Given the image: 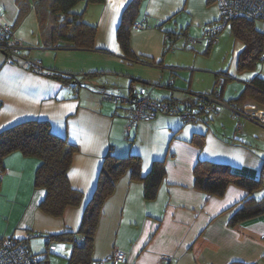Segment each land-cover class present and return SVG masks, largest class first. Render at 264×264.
Here are the masks:
<instances>
[{"label": "crops", "instance_id": "1", "mask_svg": "<svg viewBox=\"0 0 264 264\" xmlns=\"http://www.w3.org/2000/svg\"><path fill=\"white\" fill-rule=\"evenodd\" d=\"M81 1L85 4L78 3L73 10L83 12L85 21L96 25L95 45L107 53L44 48L33 0H29L30 7L22 17L15 0H0V28L11 27L9 38L24 48L26 57L38 61L46 71L86 74L74 92L50 75H39L20 62L8 63L0 51V130L27 119L47 121L54 135L76 147L67 176L70 185L84 195L81 205L66 207L60 217L44 213L38 205L45 191L34 187L38 160L19 152L9 154L3 162L0 195L20 203V207H12L6 224L0 223V239L6 235L17 241L27 239L22 242L26 249L33 254L44 250L47 264L48 246L52 255L63 260L59 264H66L71 243L47 244L45 235L78 231L103 157L112 147L117 155H139L143 174L154 160L163 159L165 178L150 201L143 196L142 182L120 178L103 204L91 264H101L115 249L125 254L122 264H264V214L230 226L229 218L245 191L229 185L223 196L209 195L194 187L192 173L201 159L227 164L233 172L251 178L259 177L264 150L254 146L250 133L233 132L229 136L208 124L183 123L177 115L163 112L139 120L127 136L124 133L129 112L124 99L132 94L155 100L173 97L180 107L190 104L187 88L176 86L175 69L163 60L167 54L163 55L166 33H179L175 41L183 39L185 46L190 45L187 40L194 26L206 27L219 20L217 1L142 0L128 41L133 53L152 59L143 63L125 60L116 37L129 0ZM260 26L264 27V21ZM123 83L125 94L119 90ZM168 84L175 92L155 96L159 93L156 88L164 90L162 87ZM105 94L114 98L107 99ZM236 98L230 103L237 104ZM242 104L251 107L255 103L247 99Z\"/></svg>", "mask_w": 264, "mask_h": 264}, {"label": "trees", "instance_id": "2", "mask_svg": "<svg viewBox=\"0 0 264 264\" xmlns=\"http://www.w3.org/2000/svg\"><path fill=\"white\" fill-rule=\"evenodd\" d=\"M15 1L19 16L22 17L30 7L29 0ZM80 1L33 0V8L42 38L41 45L44 48L108 52L95 45L96 25L86 22L83 12L73 10ZM85 1L94 3L103 0ZM141 1L129 0L123 9L116 33L123 58L135 63L152 62L149 57L136 55L129 47L128 31L135 23ZM257 21L261 20L249 16L234 17L225 25L229 33L242 44L237 54L236 69L238 71H253L259 62L264 61V27L257 26L255 23ZM217 22L205 26L212 27ZM166 35L163 55L173 50V41L180 34L171 31ZM211 44L208 42L207 50ZM7 47L5 42L0 41V51L4 55ZM16 48L18 50L17 60L25 58L22 52L24 48L21 46ZM47 73L60 83L69 85L73 91L81 85L82 77L86 76V74L77 75L51 69ZM190 99V104L185 107H180L177 99L173 97L157 101H165L170 106L183 109L195 106L198 98L191 97ZM247 99L252 100L257 106L264 107V77L253 75L243 81V88L236 101L241 102ZM193 142L201 143L196 139H193ZM75 151L76 147L66 139L54 135L49 123L44 120H22L0 130V172L4 171V158L13 152L35 157L38 165L34 173V187L45 191L38 207L44 213L54 217H60L66 207L81 205L84 198L81 191L70 185L67 176ZM141 165V157L137 154L117 155L112 147L108 149L103 157L93 192L84 206L78 231L45 235L47 244L60 241L71 243V252L66 264H91L94 235L103 204L113 194L120 178L127 177L129 180L142 182L144 198L149 201L155 199L159 186L165 178L164 160H154L146 174L142 173ZM192 173L194 187L209 195L223 196L229 185H236L245 191L239 206L229 218L230 226L264 214V194L259 198L253 196V193L264 184V166L259 177L251 178L233 172L227 164L198 159L192 168ZM25 240L27 239L19 241L25 242ZM48 250L47 246L45 253H48ZM262 260L264 262V255ZM229 264L246 263L233 261Z\"/></svg>", "mask_w": 264, "mask_h": 264}, {"label": "rangeland", "instance_id": "3", "mask_svg": "<svg viewBox=\"0 0 264 264\" xmlns=\"http://www.w3.org/2000/svg\"><path fill=\"white\" fill-rule=\"evenodd\" d=\"M83 1H80L81 3ZM85 4V2H83ZM96 3V2H94ZM82 5V9L84 7ZM84 18V17H83ZM85 20V19H84ZM257 26H260V21L255 22ZM203 26H194V33L190 36L191 39L196 40L195 44L185 46L184 40L180 39L175 41L174 49L167 52L164 55L163 60L166 62L170 69H175V75L173 78L176 81V86L187 88L186 92L189 97L193 98L197 93H209L214 90L217 80L222 77L226 79V84L221 93V99L225 102L229 101L233 97H237L243 88V81L250 76L259 75L264 77V61L257 64L256 69L253 71H238L236 69V59L239 50L242 47L241 41L236 40L230 33L227 26L223 27L217 34L218 41L211 44L207 50L208 38L202 34ZM177 40V39H176ZM171 57V60L169 58ZM165 63V64H166ZM170 74V71H168ZM224 73L228 75L224 76ZM106 80V79H105ZM190 83L188 85V82ZM111 84V83H110ZM119 89L122 93L125 91V83ZM138 84H136L137 86ZM151 87H154L153 85ZM156 88L155 96H161L160 92L173 91V85H169L165 88ZM80 89H85L84 87ZM241 89V90H240ZM239 91V93H237ZM155 93V92H153ZM116 94V93H115ZM237 94V95H236ZM244 102H237L242 104ZM244 104L240 105L243 106ZM262 109L261 106H257ZM237 118L233 116L232 112L227 108H220L218 111H207L200 114V119H195L187 123L190 124H208L213 126L221 133H250L249 138L252 140L255 147L262 148L264 150V125L248 121L244 118H239V122L243 125L241 129L237 127ZM254 138V139H253ZM264 153V151H263ZM264 194V184L257 191L253 193L256 198L261 197ZM20 207V203L16 204V201L10 200L4 195H0V223L6 224L7 216H9V210L14 207ZM18 213L16 209L15 214ZM44 248V246H43ZM44 250L39 252V255H44ZM48 264H59V261L63 260L56 255H52L51 251H48Z\"/></svg>", "mask_w": 264, "mask_h": 264}, {"label": "built area", "instance_id": "4", "mask_svg": "<svg viewBox=\"0 0 264 264\" xmlns=\"http://www.w3.org/2000/svg\"><path fill=\"white\" fill-rule=\"evenodd\" d=\"M219 7V20L212 27H204L202 34L208 38V42L214 43L218 41V32L225 27L226 23L234 17L249 16L253 19L264 21V0H216ZM11 27L4 25L0 28V41L5 42L8 46L5 48V60L8 63L20 64L24 68H31L37 74H49L44 67L35 60L28 57L17 60L16 43L9 38ZM188 44H195L196 40L188 39ZM224 79L220 77L214 90L209 93H197L195 97L198 99L194 107L180 109L175 106H170L165 101H157L146 95L132 94L124 99L129 106V112L125 123V136H127L131 128L141 119L151 118L156 113H171L177 115L183 123L200 119V114L207 111H218L224 107L229 109L235 117H246L251 121L264 125V109H260L256 105L251 107L239 106L234 103L225 102L221 99L220 88L223 85ZM107 99L114 97L108 94L104 95ZM238 129H241V123H237ZM2 173L0 172V177ZM125 259V254L119 250H113L112 253L104 257L100 263L110 262L111 264H122ZM0 264H47L43 256L33 254L26 249V246L13 238L12 235H6L0 239ZM92 264H96L95 262Z\"/></svg>", "mask_w": 264, "mask_h": 264}, {"label": "flooded vegetation", "instance_id": "5", "mask_svg": "<svg viewBox=\"0 0 264 264\" xmlns=\"http://www.w3.org/2000/svg\"><path fill=\"white\" fill-rule=\"evenodd\" d=\"M222 90H220V92H221ZM254 105H256V104H254ZM257 106V105H256ZM263 109H264V107H262ZM233 114V113H232ZM234 116V115H233ZM235 118H237V121L239 122V118H244V117H235ZM246 118V117H245ZM246 119H248V118H246ZM251 121V120H250ZM237 122V123H238ZM254 122V121H253ZM257 123V122H256ZM241 128H242V124H241Z\"/></svg>", "mask_w": 264, "mask_h": 264}, {"label": "bare ground", "instance_id": "6", "mask_svg": "<svg viewBox=\"0 0 264 264\" xmlns=\"http://www.w3.org/2000/svg\"><path fill=\"white\" fill-rule=\"evenodd\" d=\"M34 72H35V71H34ZM35 73H36V72H35ZM39 75H40V74H39ZM44 75H49V74H44ZM76 89H77V88H75L74 92H76Z\"/></svg>", "mask_w": 264, "mask_h": 264}, {"label": "clouds", "instance_id": "7", "mask_svg": "<svg viewBox=\"0 0 264 264\" xmlns=\"http://www.w3.org/2000/svg\"><path fill=\"white\" fill-rule=\"evenodd\" d=\"M222 86H223V85H222ZM222 86H221V87H222ZM220 90H222V89L220 88ZM220 93H221V92H220Z\"/></svg>", "mask_w": 264, "mask_h": 264}]
</instances>
